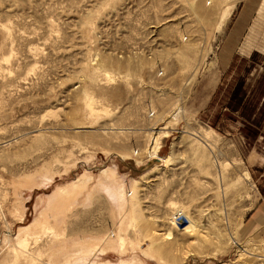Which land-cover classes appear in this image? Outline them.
I'll return each instance as SVG.
<instances>
[{
    "label": "rangeland",
    "instance_id": "obj_1",
    "mask_svg": "<svg viewBox=\"0 0 264 264\" xmlns=\"http://www.w3.org/2000/svg\"><path fill=\"white\" fill-rule=\"evenodd\" d=\"M263 15L0 0V264H64L76 243L112 264H264ZM163 127L170 164L138 171Z\"/></svg>",
    "mask_w": 264,
    "mask_h": 264
},
{
    "label": "bare ground",
    "instance_id": "obj_2",
    "mask_svg": "<svg viewBox=\"0 0 264 264\" xmlns=\"http://www.w3.org/2000/svg\"><path fill=\"white\" fill-rule=\"evenodd\" d=\"M83 103L86 104V101H84ZM165 130H166V127H163V128L157 129V131H155V129H154L153 131L150 132L151 142H150V145H149V150H148V154L149 155H148V157H152L151 159H154L153 157L157 156V152L160 149V140H161V138L167 136V132ZM156 159L158 160V163L155 164V165L156 166H160L163 163V167H167L170 164L171 160H172L170 157L164 158L163 160H161L159 158H156ZM155 165L151 166L148 169H151ZM107 176L108 175H103V177L105 179L108 178ZM114 183L115 182L112 181V179H108V180H106L104 182H103V180H101V182L98 183V187L102 188L101 190L106 191L107 192L106 194L109 195V198L113 199L114 201H117V203H119V205L121 203H125L124 194H123L122 189L120 187L115 186ZM56 197H57V194H53L52 197L49 199V201L50 202L55 201ZM51 204H53V203H51ZM119 205H118V207L120 208L121 205L120 206ZM62 207H63V203H60L59 205L57 204V206L54 207L53 209H55V210L60 212V209H62ZM49 209H51V208L49 207L48 210ZM110 242L108 241V245H107L106 241L104 242V243H106L108 248L112 247V246H110L112 244ZM75 245L80 247V250L79 249L70 250V252L72 254L68 256V260H66L64 262V264H72V262H71L72 258L71 257L74 258L73 259L74 260L73 264H112L110 261H107V262L103 261V259H104L103 257L106 256V252H107L104 247L99 248V249H95L94 246H92V245H86V244H82V243H78V244L76 243ZM102 245H104V244H102ZM98 247H100V246H98ZM108 252H109V250H108ZM119 264H129V263H126L124 261H120Z\"/></svg>",
    "mask_w": 264,
    "mask_h": 264
},
{
    "label": "water",
    "instance_id": "obj_3",
    "mask_svg": "<svg viewBox=\"0 0 264 264\" xmlns=\"http://www.w3.org/2000/svg\"><path fill=\"white\" fill-rule=\"evenodd\" d=\"M158 163V160L156 158L154 159H151L148 161V163L145 165V166H141V168L138 170V171H145L147 170L148 168H150L151 166H153L154 164H157Z\"/></svg>",
    "mask_w": 264,
    "mask_h": 264
},
{
    "label": "crops",
    "instance_id": "obj_4",
    "mask_svg": "<svg viewBox=\"0 0 264 264\" xmlns=\"http://www.w3.org/2000/svg\"><path fill=\"white\" fill-rule=\"evenodd\" d=\"M253 6H256V2L255 1H253L251 4H249V8H251ZM263 21H264V15H263ZM262 28H263L262 30L264 32V23H263V27Z\"/></svg>",
    "mask_w": 264,
    "mask_h": 264
}]
</instances>
